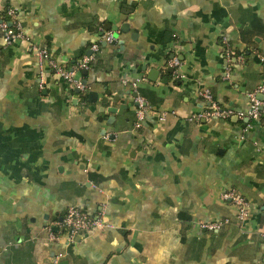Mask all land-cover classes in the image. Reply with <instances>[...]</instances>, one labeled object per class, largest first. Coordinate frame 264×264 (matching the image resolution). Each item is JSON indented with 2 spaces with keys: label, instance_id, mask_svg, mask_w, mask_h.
<instances>
[{
  "label": "crops",
  "instance_id": "0c3cea01",
  "mask_svg": "<svg viewBox=\"0 0 264 264\" xmlns=\"http://www.w3.org/2000/svg\"><path fill=\"white\" fill-rule=\"evenodd\" d=\"M0 8L15 9L58 65L71 69L101 47L87 74H75L86 85L77 94L40 68L28 43L0 35V264H264V120L190 119L207 105L200 90L224 110H248L247 95L264 84V0H0ZM106 32L117 40L104 43ZM223 38L243 57L228 79ZM136 97L150 109L139 129ZM126 102L122 114L106 111ZM231 189L249 203L243 223L220 198ZM68 207L101 222L70 247L45 231ZM213 223L221 227L202 226Z\"/></svg>",
  "mask_w": 264,
  "mask_h": 264
},
{
  "label": "built area",
  "instance_id": "2783aa9c",
  "mask_svg": "<svg viewBox=\"0 0 264 264\" xmlns=\"http://www.w3.org/2000/svg\"><path fill=\"white\" fill-rule=\"evenodd\" d=\"M0 35L4 44L12 45L19 41L28 43L32 53L37 57L40 68L48 67L54 75L60 78L65 84L73 90L83 93L86 90V85L81 79L76 78L75 74L80 71H88L91 63L95 60V54L99 53V44H93L90 46L88 55H84L79 62H77L71 69L65 66L58 65L53 56L45 48H39L32 42V38L26 35L17 20V11L13 8H0ZM103 41L106 44L113 43L115 41L113 33L106 32L103 35ZM223 58L227 64L225 79L229 78L231 67L235 63H242L243 57L240 54H236L230 49L225 38L222 39ZM259 62L264 68V54L259 55ZM168 67L173 69V79L175 81L180 80L182 75L179 73L181 62L177 57H172L167 62ZM134 86V85H133ZM39 88H44V82L40 80ZM198 96L207 104L199 114L193 115L190 119H210L219 118L223 120L237 119V120H264V84L260 85L255 91L249 93L248 101L249 107L245 113H238L231 110H224L218 106L213 100L212 95L208 90H200ZM263 96L262 100H259L257 95ZM135 122L133 124L134 129H139L145 118L146 113L150 112L149 107L144 103L142 98H135ZM160 121L165 120V114L159 116ZM221 200L234 205L237 208V221L243 223L249 216V203L241 194L236 190L231 189L221 193ZM208 230L219 229L220 223H213L208 225H202ZM101 228V222L99 218L92 217L87 212L76 208L68 207L59 221L53 222L45 228L47 239L51 242H63L66 247L73 246L79 237H84L94 230ZM261 238L264 241V233L261 234ZM56 260L53 264H56Z\"/></svg>",
  "mask_w": 264,
  "mask_h": 264
},
{
  "label": "water",
  "instance_id": "95a60500",
  "mask_svg": "<svg viewBox=\"0 0 264 264\" xmlns=\"http://www.w3.org/2000/svg\"><path fill=\"white\" fill-rule=\"evenodd\" d=\"M113 36H114V39H116L117 40V38H118V34L117 33H114L113 34ZM168 72H172V69H168ZM83 74L84 75H86L87 74V71H84L83 72ZM85 84V83H84ZM75 93H79L78 91H76L75 90ZM127 94H128V92H127ZM258 99L259 100H262L263 99V96L262 97H258ZM119 97H115L114 99H113V101L115 102V103H118L119 102ZM102 104H107V99L106 98H104L103 100H102ZM128 108V103L126 102V105H120L118 108H115V107H108L107 109H106V111L108 112V113H111L112 115H116V114H122L121 112L123 111V110H125V109H127ZM113 121H114V118L113 117H108V120H107V123L108 124H111V123H113ZM60 264H65V263H60Z\"/></svg>",
  "mask_w": 264,
  "mask_h": 264
},
{
  "label": "trees",
  "instance_id": "16d2710c",
  "mask_svg": "<svg viewBox=\"0 0 264 264\" xmlns=\"http://www.w3.org/2000/svg\"><path fill=\"white\" fill-rule=\"evenodd\" d=\"M99 48L101 49L100 45H99ZM99 52H100V51H99ZM96 55H97V54H95V57H96ZM94 61H95V60H94ZM92 63H93V62H92ZM92 63H91V64H92ZM78 94H79V93H78Z\"/></svg>",
  "mask_w": 264,
  "mask_h": 264
}]
</instances>
